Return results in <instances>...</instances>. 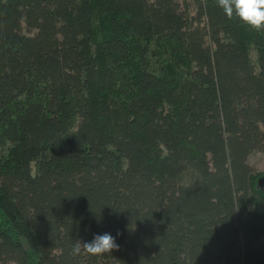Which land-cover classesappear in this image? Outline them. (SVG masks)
I'll return each instance as SVG.
<instances>
[{"label":"trees","instance_id":"16d2710c","mask_svg":"<svg viewBox=\"0 0 264 264\" xmlns=\"http://www.w3.org/2000/svg\"><path fill=\"white\" fill-rule=\"evenodd\" d=\"M264 0H0V264H264Z\"/></svg>","mask_w":264,"mask_h":264},{"label":"rangeland","instance_id":"374dc122","mask_svg":"<svg viewBox=\"0 0 264 264\" xmlns=\"http://www.w3.org/2000/svg\"><path fill=\"white\" fill-rule=\"evenodd\" d=\"M248 163L256 172H264V155L261 152H253L248 156ZM259 187H264V176L259 179Z\"/></svg>","mask_w":264,"mask_h":264},{"label":"water","instance_id":"95a60500","mask_svg":"<svg viewBox=\"0 0 264 264\" xmlns=\"http://www.w3.org/2000/svg\"><path fill=\"white\" fill-rule=\"evenodd\" d=\"M259 183V182H258Z\"/></svg>","mask_w":264,"mask_h":264}]
</instances>
